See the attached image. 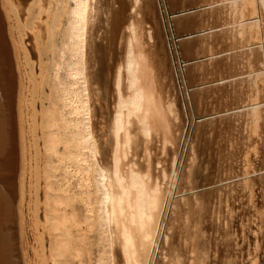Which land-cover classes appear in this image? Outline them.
Segmentation results:
<instances>
[{
	"label": "bare ground",
	"instance_id": "1",
	"mask_svg": "<svg viewBox=\"0 0 264 264\" xmlns=\"http://www.w3.org/2000/svg\"><path fill=\"white\" fill-rule=\"evenodd\" d=\"M165 1L178 55L158 0H0V264H245L250 221L264 253V175L225 183L264 167V0Z\"/></svg>",
	"mask_w": 264,
	"mask_h": 264
},
{
	"label": "rangeland",
	"instance_id": "2",
	"mask_svg": "<svg viewBox=\"0 0 264 264\" xmlns=\"http://www.w3.org/2000/svg\"><path fill=\"white\" fill-rule=\"evenodd\" d=\"M164 3V4H163ZM163 5L165 6H163V5H160L161 3L159 2V0H158V2H157V4H158V7L160 8V11L162 12V8L161 7H163V9H164V11H165V14H166V19H167V25L164 23V19L162 18V20H163V23H164V28H163V31H164V33L166 34L165 35V39L166 40H168L167 42H166V47H167V49L169 50V51H173L174 52V54L175 55H178L179 54V48L178 47H180V41H182V40H184V39H186V38H188L186 35H184V34H179V33H175L174 34V26H173V19L177 16V13L174 15L173 14V12H169L168 10H167V3H166V1L165 0H163ZM165 8H166V10H165ZM159 11V12H160ZM176 11H179V10H176ZM262 18V24L264 25V10H263V14L261 15V17L259 16V14H257V15H255V16H253L252 17V21H257V20H259V22H261V19ZM257 19V20H256ZM167 26V27H166ZM30 31V30H29ZM28 31V32H29ZM170 31V32H169ZM169 33H170V35H169ZM29 35V36H28ZM26 37H25V42H26V45L28 46V49L30 50V52L31 53H33L34 51H35V49H34V46H33V42H34V39H33V36H32V33H31V31H30V33L28 34ZM28 37V38H27ZM33 40V41H32ZM33 44H32V43ZM33 47V48H32ZM252 47H256V48H261L262 47V45L261 44H256V45H254V46H252ZM177 58H176V60H173V64H176L177 62V65H178V67L179 68H176V65L174 66V70H173V72H174V74H173V77H174V79H173V82H174V84H175V87H176V89H175V92L177 91V94H178V104H179V107L182 109V111L183 112H185L186 113V102H185V100H184V92H186L187 91V87H186V91H184L183 92V90H182V88L183 87H185L184 86V84L182 83V81H184V78L183 77H181L180 78V75H179V73H178V71H180V72H182L183 71V68L185 67V66H187V65H189V64H191V63H193L194 61H189V62H186V61H184V60H182V59H180L178 56H176ZM197 61V60H196ZM195 61V62H196ZM36 62H37V60H36ZM176 62V63H175ZM191 62V63H190ZM187 63V64H186ZM37 64V63H36ZM37 66V68L39 67V65L37 64L36 65ZM179 69V70H178ZM242 77V76H241ZM177 85V86H176ZM192 89H194V88H190V89H188V91L189 90H192ZM188 91H187V93H188ZM46 92H47V94H49V92H50V89H49V87H47V89H46ZM177 96V95H176ZM181 105V106H180ZM260 106L262 107H264V102H262L261 104H260ZM201 121H203V118H200L199 116H197V117H194V120H192V121H190L189 122V120H187V125H186V129H185V133L184 134H186L187 133V136H186V142H185V144L184 145H182L183 144V139H184V137H183V139H182V141H181V148H182V150L180 149V151H179V155H178V159H179V168H180V170H179V173H180V171H181V166L182 167H185V173H186V171L188 172V173H190L192 170H191V166H192V169H194L195 170V168L198 166V160H197V155H196V151H195V144H194V142L193 141H191L190 142V140H191V134H192V131L195 129V126H196V124L197 123H199V122H201ZM193 122V123H192ZM189 123V124H188ZM191 123V124H190ZM189 127V128H188ZM188 129V131H186ZM189 143V144H188ZM186 146V147H185ZM190 146V147H189ZM194 146V147H193ZM183 147H184V150H183ZM188 147V148H187ZM190 148V149H189ZM188 149V150H187ZM182 151H183V153H182ZM192 151V152H191ZM186 153H187V155H186ZM189 153V154H188ZM183 154V155H182ZM194 156H196L195 158H194ZM187 158V159H186ZM196 159V161H194ZM181 160H182V162H181ZM195 162H197L196 163V165L194 166V168H193V165L192 164H195ZM181 165V166H180ZM184 165V166H183ZM155 166L156 167H161V165H158V164H155ZM191 170V171H190ZM179 175V174H178ZM260 175H264V167H263V169H260V170H257L255 173L254 172H250V174H249V176H240V177H238V178H235V179H230V180H228V181H226L225 183L226 184H237L238 186H239V188L242 190V191H244V192H246V191H248L247 189H246V186L244 185L245 183V181H247L248 179H253V178H255V177H259ZM250 185V184H249ZM205 186V187H204ZM254 187V190H255V193H256V196H255V200H256V202L257 201H260V200H262V198L259 196L260 194H261V192H262V188L261 187H259L258 185H254L253 186ZM206 188H208V186H206V185H200V186H196V187H193V184H191V183H187V184H184L183 185V187H182V189H180L176 194L174 193V191H173V195H172V197H176V199L179 201L178 203V207L180 206V205H182L183 203H185V202H188V201H191V199H194L195 198V196L197 195V193L198 192H201L202 190H204V189H206ZM178 195V196H177ZM174 197V198H175ZM237 204H238V202H237ZM171 208H173V206L172 207H170L169 209H168V213H167V215H169V214H171V216H172V219H171V225H169V231H167V233L169 234V235H171V236H169L168 238H169V240L171 241L172 240V238H173V230H172V227H173V225H172V222H173V224H177V221L176 222H174V221H172L173 220V217L175 216V213H174V211H173V213H171ZM241 211H242V209L241 208H237L236 209V212H238V213H241ZM243 212V211H242ZM235 222L239 225L240 223L238 222V219H236L235 220ZM251 223H250V225H251V227H250V229L247 231V234H248V243H244L243 242V237H242V235H244V233L245 232H241V231H238V232H236V241H237V243H238V247H243L242 248V253H243V255L245 256L244 258V263L245 264H254V262L256 261L257 262V264H264V253H262V252H260L259 251V253H258V255H256V251H255V246H256V241H258V239H255L256 238V236H261V235H259V228H258V226H257V224L255 223V222H253V221H250ZM235 223V224H236ZM248 223V222H247ZM246 223V221H245V224H247ZM172 230V231H171ZM172 232V233H171ZM168 240V241H169ZM256 240V241H255ZM250 241V242H249ZM264 241V239H262L261 240V242L262 243H264L263 242ZM169 244V242H167V244H166V249H165V251H164V253H163V255L161 254V255H159V257L161 258V260H160V263L161 264H164L165 262H167V259L169 258V256H171V254H170V250H169V246L170 245H168ZM169 260V259H168ZM249 260V261H248Z\"/></svg>",
	"mask_w": 264,
	"mask_h": 264
}]
</instances>
